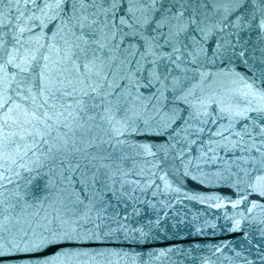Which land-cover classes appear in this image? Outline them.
<instances>
[{"label": "snow or ice", "instance_id": "snow-or-ice-1", "mask_svg": "<svg viewBox=\"0 0 264 264\" xmlns=\"http://www.w3.org/2000/svg\"><path fill=\"white\" fill-rule=\"evenodd\" d=\"M44 7L57 9L60 20L47 51L24 28H0V157L20 169L12 173L18 179L27 173V190L16 193L25 206L52 207L54 215L39 231L18 230L11 248L0 239L5 252L36 255L30 264H66L80 253L65 245L103 239L85 226L96 227L94 211L108 206L103 193L127 195L115 177L133 155L155 156L131 134L181 104L223 105L216 89L226 78L248 82L247 103L232 97L220 114L243 118L246 134L264 144V0H55ZM68 174L80 177L79 191Z\"/></svg>", "mask_w": 264, "mask_h": 264}, {"label": "water", "instance_id": "water-1", "mask_svg": "<svg viewBox=\"0 0 264 264\" xmlns=\"http://www.w3.org/2000/svg\"><path fill=\"white\" fill-rule=\"evenodd\" d=\"M49 2L55 0H0V28H24L25 38L47 51L57 42L53 34L60 23L58 10L44 7ZM236 71L243 76L247 70L237 65ZM247 83L224 79L216 89L221 106H231L235 97L243 107ZM221 106L181 104L175 115L164 112L150 128L131 134L138 144L152 146L155 156L133 155L124 175L115 177V187L123 183L127 195L118 193L116 199L104 192L108 206L91 217L96 227L85 225L104 238L65 245L80 253L66 264H264V144L246 134L243 118L221 115ZM4 165L0 157V239L7 237L11 248L19 241L18 230L39 231L46 214L50 219L54 212L26 207L16 193L27 190V173L21 171L18 179L12 173L20 169ZM67 179L80 190L79 176ZM36 258L0 246V264H30Z\"/></svg>", "mask_w": 264, "mask_h": 264}]
</instances>
